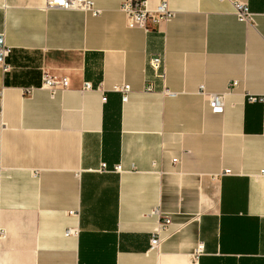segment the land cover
<instances>
[{
    "label": "crops",
    "instance_id": "1",
    "mask_svg": "<svg viewBox=\"0 0 264 264\" xmlns=\"http://www.w3.org/2000/svg\"><path fill=\"white\" fill-rule=\"evenodd\" d=\"M122 1L0 0V264H264V0H244L250 23L228 1L167 0L147 30ZM43 70L68 87L51 95Z\"/></svg>",
    "mask_w": 264,
    "mask_h": 264
},
{
    "label": "built area",
    "instance_id": "2",
    "mask_svg": "<svg viewBox=\"0 0 264 264\" xmlns=\"http://www.w3.org/2000/svg\"><path fill=\"white\" fill-rule=\"evenodd\" d=\"M228 1L233 8V13L238 20L244 21L247 23L252 22L253 12L249 7L247 1L244 0H221ZM43 6L48 7H61V8H70V9H79L85 12H88L92 15H98L101 12V8L96 5L94 0H44ZM119 9L123 11L126 17V23L128 26H139L144 29H149V21L158 22V21H167L174 16L175 11L169 6L167 0H160L154 5H149L147 0H123ZM11 47L6 44L0 45V67L3 70L9 68L8 63L6 62V56L9 54ZM149 64L155 70H158L162 64V58L159 55L152 56L149 58ZM163 76V73H160ZM236 80H232L229 85H234ZM41 87L49 90L51 95H54L57 91L63 90L68 87L69 79L66 75H55L47 70L42 71L41 75ZM83 87L90 88L92 83L89 80L84 81ZM99 87V86H98ZM113 88L120 93V99L124 102L128 97V91L130 90L129 83H121L114 85ZM147 89H150V85L146 86ZM200 92L204 93L208 99V105L213 112H221L223 109L222 99L223 93L220 92H205L203 86H200ZM32 86H28L24 89L25 93H30ZM255 96H249V99H255ZM102 99L106 100L105 93L102 95ZM1 113V107H0ZM173 161H176V158H172ZM107 163L102 161L100 164V169H108ZM110 169L120 171L121 164L116 163ZM263 171V170H262ZM223 172H229V169H224ZM216 175H214L215 177ZM154 212H158V208L154 209ZM171 222V219L168 215L163 216L159 219L156 228L152 231L149 239V248L157 249L161 242V232L166 230ZM67 233L73 232L71 228H68ZM198 250L202 248V244L198 245Z\"/></svg>",
    "mask_w": 264,
    "mask_h": 264
}]
</instances>
